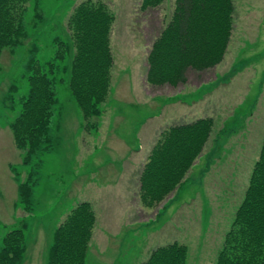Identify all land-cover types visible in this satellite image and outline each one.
<instances>
[{"label":"rangeland","instance_id":"obj_1","mask_svg":"<svg viewBox=\"0 0 264 264\" xmlns=\"http://www.w3.org/2000/svg\"><path fill=\"white\" fill-rule=\"evenodd\" d=\"M87 1L104 4L113 16L109 85L98 103L100 118L89 120L63 69L72 63L69 21ZM142 1L27 0L22 14L27 38L1 52L0 249L7 232L23 229L24 264L45 263L55 230L81 202L91 205L95 217L85 264H142L152 251L173 242L187 247V264H214L244 198L264 138V0H231L223 60L204 71L190 69L186 82L176 86L146 81L148 53L171 21L175 0L149 8ZM30 68L53 81L55 104L47 147L24 160L9 125L28 95ZM181 99L193 106L183 112L168 106ZM201 119L212 120L209 139L185 181L164 201L146 206L139 177L129 193L107 190V183H117L113 178L125 174L135 159L118 160L125 151L111 149H122L116 137L136 150L142 142L143 156L151 147L149 157L168 128ZM90 135L94 144L86 148ZM26 182L32 189L31 211L18 199Z\"/></svg>","mask_w":264,"mask_h":264},{"label":"trees","instance_id":"obj_2","mask_svg":"<svg viewBox=\"0 0 264 264\" xmlns=\"http://www.w3.org/2000/svg\"><path fill=\"white\" fill-rule=\"evenodd\" d=\"M27 0H0V55L4 48L22 45L27 38L22 14ZM161 0H143V8ZM233 13L231 0H175L173 16L152 44L147 56L146 81L154 86H176L186 82L188 70L204 71L218 65L226 52ZM113 16L104 4L87 1L79 5L69 21L73 52L68 70L69 90L84 119L100 118L98 103L109 85L111 63L108 34ZM61 56L60 59H63ZM49 67L54 66L50 63ZM29 92L21 112L9 125L15 146L28 160L47 147L52 107L53 81L30 68ZM212 120L168 128L154 146L139 176L140 198L146 206L164 201L185 181L201 156L212 131ZM32 189L22 183L18 199L32 209ZM95 222L88 202L78 203L55 230L44 264H85L88 241ZM0 264H24L26 244L23 229H13L2 239ZM188 249L173 242L158 247L142 264H187ZM214 264H264V138L251 171L244 198Z\"/></svg>","mask_w":264,"mask_h":264},{"label":"crops","instance_id":"obj_3","mask_svg":"<svg viewBox=\"0 0 264 264\" xmlns=\"http://www.w3.org/2000/svg\"><path fill=\"white\" fill-rule=\"evenodd\" d=\"M189 71V70H188ZM177 99V98H176ZM175 106V105H177V110L178 111H185L184 109L186 108V109H188V108H190V107H192L193 105H190V103H186L183 99H181V102H176L175 100H174V102L172 103V104H170V105H168V106ZM154 118H156V117H154ZM150 119H152V118H150ZM182 120H185V119H182ZM104 122V121H103ZM117 123V122H116ZM102 124V123H101ZM108 126L107 127H105V131H106V135L104 136V137H106L107 136V130L110 128V123L109 124H107ZM102 127H104V126H102ZM101 125H100V127H99V133H98V135L100 134V130H101ZM90 130H92L93 131V128L92 129H90ZM89 137V136H88ZM115 142H116V146H119L120 148H122V149H119V148H115V147H113V148H111L112 150H114L116 153H119V154H122L121 152H120V150H123V151H125V154L124 155H121L119 158H118V160L119 159H121V160H125V159H127L130 155H133L134 157H135V159H134V161H130V163H129V167L128 168H124L123 170L125 171V174H123V175H120L118 178H113V180L114 181H117V183H110V182H108L107 183V185L109 186V187H111V189L108 187L107 188V190H109V191H115V190H117V191H119V192H123V193H129V192H131L132 191V189H131V185L132 184H134V180L136 179H138V177L140 176V174H141V171H142V168H143V165H144V163H145V161H146V159H147V157H148V154H149V152H150V148L151 147H149V149H148V151L145 153V155L143 156V155H140V153H141V151H142V149L143 148H141L140 149V147H142V142H140V147H138V150H136V149H134V148H132V147H130V146H128L123 140H122V138H120V137H116V140H115ZM89 143H91L92 145L94 144L93 143V137L90 135V142H89V138H87V139H85V141L83 142V144H84V146H86V148L88 147V146H90V144ZM138 159V160H137ZM110 162V161H109ZM125 162V161H124ZM116 184H117V186H116ZM105 185L103 184L102 185V187H104ZM107 186H105V188H106Z\"/></svg>","mask_w":264,"mask_h":264}]
</instances>
